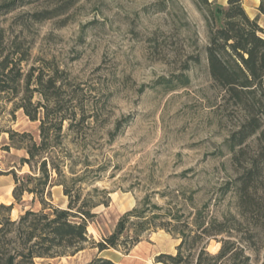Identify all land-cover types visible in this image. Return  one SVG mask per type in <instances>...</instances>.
Here are the masks:
<instances>
[{
    "label": "rangeland",
    "instance_id": "rangeland-1",
    "mask_svg": "<svg viewBox=\"0 0 264 264\" xmlns=\"http://www.w3.org/2000/svg\"><path fill=\"white\" fill-rule=\"evenodd\" d=\"M44 1L32 0L0 21L11 36L31 46L30 62L46 61L65 70L99 113L100 125L83 154L94 172L81 184L82 199L89 193L107 199L94 190L97 187L109 191L110 203L93 209L96 215L88 226L92 238L99 241L113 232L121 216L147 192L155 191L153 201L163 205L166 198L156 192L178 189L188 195L199 188L201 201H209L212 209H224L229 197L219 200L217 189L235 175L224 142L243 112L228 103L225 90L209 74L208 25L195 0H79L65 14L32 21L28 12ZM212 1L228 6V0ZM243 5L264 28L260 0H243ZM39 124L22 109L4 119L6 129L32 132L36 138ZM254 141L250 140L251 148ZM9 143V134L3 133L0 168L28 173L29 166L20 161L26 150L4 149ZM189 168L193 169L189 178L179 176ZM14 186L13 174L0 176V203H14L13 219L26 209L42 208L29 194L18 203ZM50 191L46 195L50 203L68 207L63 185ZM178 243L165 229H156L128 253L110 249L100 255L124 264H162L158 255L175 253ZM218 248L216 242L210 245L212 251ZM98 254V248L87 247L76 255L37 258L36 263L90 264Z\"/></svg>",
    "mask_w": 264,
    "mask_h": 264
},
{
    "label": "trees",
    "instance_id": "trees-1",
    "mask_svg": "<svg viewBox=\"0 0 264 264\" xmlns=\"http://www.w3.org/2000/svg\"><path fill=\"white\" fill-rule=\"evenodd\" d=\"M78 1L45 0L28 16L35 22L52 19ZM31 2L0 0V17ZM195 2L208 25L209 74L225 90L228 103L243 112V119L224 142L235 171L217 189L219 200L229 197L226 207L212 209L209 201L199 199V188L188 195L178 189L156 192L166 198L163 205L153 201L155 191L147 192L121 216L113 232L99 241L92 238L88 226L96 215L93 209L110 203L109 191L97 187L94 190L107 199L90 193L82 199L81 184L94 172L88 155L83 154L100 125L99 113L65 70L46 61L30 62L31 46L11 36L0 21V136L9 134L10 143L4 149L26 150L20 161L30 168L24 175L0 168V176L13 174L18 203L29 194L42 204L40 210L26 209L13 219L14 203H0V264H37V258L76 255L87 247L99 252L90 264H124L100 253L108 249L128 253L156 229L179 239L175 253L158 255L162 264H264V28L257 17H250L243 0H228L227 7L212 0ZM259 10L264 14V0ZM19 109L40 122L38 138L4 126L5 116ZM191 171L186 169L179 176L189 178ZM56 184L63 185L69 197L67 208L46 199ZM212 242L219 244L215 251L210 249Z\"/></svg>",
    "mask_w": 264,
    "mask_h": 264
},
{
    "label": "crops",
    "instance_id": "crops-1",
    "mask_svg": "<svg viewBox=\"0 0 264 264\" xmlns=\"http://www.w3.org/2000/svg\"><path fill=\"white\" fill-rule=\"evenodd\" d=\"M107 251H110V249H108V250H105V251L101 252V254H102V253H104V252H107Z\"/></svg>",
    "mask_w": 264,
    "mask_h": 264
}]
</instances>
